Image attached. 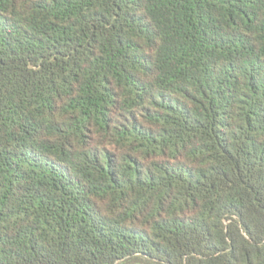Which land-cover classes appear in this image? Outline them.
I'll return each mask as SVG.
<instances>
[{
  "label": "trees",
  "instance_id": "1",
  "mask_svg": "<svg viewBox=\"0 0 264 264\" xmlns=\"http://www.w3.org/2000/svg\"><path fill=\"white\" fill-rule=\"evenodd\" d=\"M0 264H264V0H0Z\"/></svg>",
  "mask_w": 264,
  "mask_h": 264
}]
</instances>
